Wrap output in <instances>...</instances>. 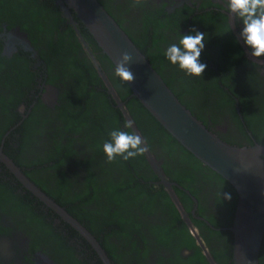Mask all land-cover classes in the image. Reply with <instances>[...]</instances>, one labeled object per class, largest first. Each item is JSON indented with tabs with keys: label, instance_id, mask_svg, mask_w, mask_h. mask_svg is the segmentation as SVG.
Segmentation results:
<instances>
[{
	"label": "flooded vegetation",
	"instance_id": "af4514ba",
	"mask_svg": "<svg viewBox=\"0 0 264 264\" xmlns=\"http://www.w3.org/2000/svg\"><path fill=\"white\" fill-rule=\"evenodd\" d=\"M97 1L206 128L232 145L263 142L264 63L241 47L226 0ZM232 21L239 35L242 23ZM195 31L205 34L202 77L164 55ZM104 56L56 0H0V150L93 236L111 264H233L234 188L172 146ZM115 129L140 135L160 174L146 152L109 163L103 143ZM109 180L125 185L119 199ZM0 264L104 263L0 161Z\"/></svg>",
	"mask_w": 264,
	"mask_h": 264
},
{
	"label": "water",
	"instance_id": "95a60500",
	"mask_svg": "<svg viewBox=\"0 0 264 264\" xmlns=\"http://www.w3.org/2000/svg\"><path fill=\"white\" fill-rule=\"evenodd\" d=\"M56 1L66 15H69V10L75 13L114 68L122 52L132 53L134 62L129 67L135 79L133 83L125 82L130 96L136 99L177 143L234 188L237 204L233 224L230 227L234 240L232 262L233 264H259V252L264 235V140L262 143L249 146L232 145L223 141L185 107L144 53L97 0ZM232 17L231 28L241 47L250 59L264 63V59L254 58L247 51L236 32ZM145 152L160 174L157 161L147 149ZM0 161L32 194L73 226L94 247L104 264H111L93 236L29 181L1 150Z\"/></svg>",
	"mask_w": 264,
	"mask_h": 264
},
{
	"label": "clouds",
	"instance_id": "9594fccd",
	"mask_svg": "<svg viewBox=\"0 0 264 264\" xmlns=\"http://www.w3.org/2000/svg\"><path fill=\"white\" fill-rule=\"evenodd\" d=\"M226 8L231 16L240 19V39L250 50V55L257 59L264 58V0H226ZM204 42L205 34L198 31L195 34L181 35L179 42L168 46L164 55L171 64L178 65L188 76L202 77L207 67L200 62ZM133 62L132 53L122 52L115 62L114 75L123 82L133 83L135 77L129 67ZM132 127V121L125 124V128ZM109 136L110 139L103 143V151L109 163L118 156L127 161L143 155L146 151L143 139L135 132L115 129ZM225 196L230 199V195Z\"/></svg>",
	"mask_w": 264,
	"mask_h": 264
},
{
	"label": "trees",
	"instance_id": "16d2710c",
	"mask_svg": "<svg viewBox=\"0 0 264 264\" xmlns=\"http://www.w3.org/2000/svg\"><path fill=\"white\" fill-rule=\"evenodd\" d=\"M105 57V56H104ZM106 58V57H105ZM165 59H166V57H165ZM153 66V65H152ZM168 86V85H167ZM207 90V89H206ZM140 108H142L141 106H140ZM143 109V108H142ZM157 123V122H156ZM262 123V122H261ZM264 123V122H263ZM157 125H159L158 123H157ZM159 129H161V131H163L166 135H167V137H170L171 138V136L159 125ZM160 131V130H159ZM169 138V139H170ZM172 139V146H173V144H177L178 145V143L173 139V138H171ZM69 146V145H68ZM68 146H66V147H68ZM171 146V145H170ZM89 181V180H88ZM115 182V183H114ZM122 187H125V185L123 184V183H121V182H119V181H113V180H109V182L107 183V189L108 190H112V195H113V197H115L116 199H119L121 196H123L124 195V193H125V189L124 190H122V192H120V190L122 189ZM107 193V192H106ZM142 193V192H141ZM95 195H98V191H96L95 190ZM138 196H139V194L136 196V198H138ZM113 199V198H112ZM119 204V203H118Z\"/></svg>",
	"mask_w": 264,
	"mask_h": 264
}]
</instances>
